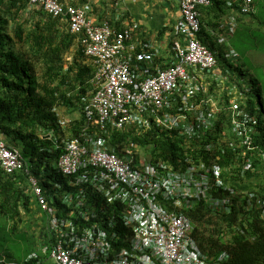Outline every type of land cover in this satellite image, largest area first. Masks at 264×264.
Returning <instances> with one entry per match:
<instances>
[{
  "label": "clouds",
  "instance_id": "obj_1",
  "mask_svg": "<svg viewBox=\"0 0 264 264\" xmlns=\"http://www.w3.org/2000/svg\"><path fill=\"white\" fill-rule=\"evenodd\" d=\"M58 1L65 12L69 8L81 9L94 25L100 27L106 24L97 25L84 9ZM209 1L210 5L198 8L200 30L196 40L215 56L218 73L202 71L199 67L188 68L189 87L196 92L192 97L185 91L167 93L170 99L166 106L169 108L164 106L160 118L164 119L165 114L187 117L178 129L170 130L157 123L148 105L141 112L131 104H125L121 112L108 110L101 95L105 83L97 77L101 66L86 54L83 37L72 33L70 16L66 13L54 16L43 6L31 5L28 0L29 12L40 9L48 18L67 24L69 33L77 38V48L82 50L87 63L93 68V76L85 89L87 93L80 96L76 103L82 111H71L64 106L53 110L63 131L42 137L51 140L55 149L53 153H58L56 160L51 161L54 168L51 167L49 176H42L45 188L40 184V177L31 173L21 150L7 142L0 131V149L3 147L9 153L19 154L23 164L21 169L12 172L0 164V170L7 176L23 174L27 177L25 183L18 182L16 186L23 194L32 196L37 206L48 214L49 234L54 238L50 245L39 244L36 252H31L20 262L9 259L1 251L0 264H47L49 261L64 264L63 259L65 264H227L231 259L228 248L212 254L204 252L194 236L198 225L189 213L204 203L212 216L227 217L235 210L243 211L242 217L246 214L248 220L245 222L247 228L255 226L257 221L264 226V158H256L262 154L253 140L257 120L243 107L246 94L252 97L248 86L251 78L239 74L240 70L246 71V67L237 63L239 54L233 48H227L218 56L201 41L200 10L214 4L221 9V2ZM227 7L235 15L230 16V22L222 30L225 33L221 39L223 45L236 33L239 23L236 15H253L254 0L249 12H244L245 0L229 2ZM180 13L181 22L175 29L178 39L172 46L173 62L165 68L155 65L157 51L154 46L144 43L136 49L130 44L133 28L118 31L107 23L116 35L131 31V40L123 43L126 47L123 54H131L134 58L131 64L138 66L139 76L136 73L138 77L134 76L138 94L142 93L145 81L157 79L161 73L178 64V48L185 47L187 39L179 29L183 22L181 7ZM141 54L151 55L152 60L138 62L137 56ZM66 65L65 69H68ZM60 111L67 116L77 113L79 118L64 119ZM81 120L83 123L77 137L71 136L70 128ZM116 134L130 137L113 145L111 137ZM174 134L184 138L192 152L195 151L191 148L193 144L196 149L204 148L212 159L205 162L195 160L186 152L184 156L179 155L175 162L162 159L155 162L149 146L151 143L144 148L139 141L152 140L154 135ZM230 156L233 157L231 163L223 167L220 163ZM48 158L42 166L48 165ZM246 179L249 180L247 184L244 183ZM253 179L259 184L255 186L251 181ZM141 211L145 213L141 215ZM53 212H60L62 218L53 216ZM28 219L34 223L30 216ZM25 221L28 220L25 218ZM17 227L27 230L24 225ZM35 231L34 224L31 234ZM146 231L157 235L150 242L151 247L145 240ZM240 231L246 241L255 240L250 232ZM172 233L181 237L183 249L180 260L167 263L163 253L160 257L156 255L154 246L159 239ZM221 236L229 245L231 235L222 233Z\"/></svg>",
  "mask_w": 264,
  "mask_h": 264
},
{
  "label": "trees",
  "instance_id": "obj_2",
  "mask_svg": "<svg viewBox=\"0 0 264 264\" xmlns=\"http://www.w3.org/2000/svg\"><path fill=\"white\" fill-rule=\"evenodd\" d=\"M29 10L28 0H0V131L21 150L31 173L40 177V184L45 188L42 176H49L51 167L54 168L51 161L56 160L58 153H53L52 141L42 137L63 131L53 111L55 108L64 106L71 111H82L76 103L87 93L85 89L90 85L93 68L77 48V38L69 33L66 23L48 18L40 9ZM68 56L72 57L70 62L66 60ZM33 59L46 66L43 82L35 72ZM66 64L68 69H65ZM239 74L251 78L248 86L252 97L244 93L243 107L257 120L253 140L262 154L256 158H264V90L259 81L250 76L248 68L240 70ZM75 90L79 92L69 96ZM82 123L83 120L72 125L71 136L77 137ZM128 137L116 134L111 142L117 145ZM132 139L138 142L136 137ZM151 139L139 141L144 148L150 146L155 162L159 159L175 162L186 152L195 160L212 159L204 148L196 149L193 144L191 148L195 151L192 152L184 138L176 134L154 135ZM46 158L48 165L42 166ZM232 158L220 164L228 166ZM26 178L23 174L7 176L0 170V251L17 262L36 252L39 244L45 246L54 242L49 234L48 214L37 206L32 196L23 194L16 186L18 182L25 183ZM242 214L243 211L235 210L231 216H212L203 203L189 216L198 225L194 236L204 252L212 254L228 248L231 259L227 264H264V226L257 221L255 226L247 228L246 214L244 218ZM24 215L30 216L34 223L25 221ZM53 216L62 218L60 212H53ZM19 224H24L27 230L18 229ZM34 224L36 231L31 234ZM240 229L250 232L255 240L246 241ZM222 233L231 235L229 245L223 241Z\"/></svg>",
  "mask_w": 264,
  "mask_h": 264
},
{
  "label": "built area",
  "instance_id": "obj_3",
  "mask_svg": "<svg viewBox=\"0 0 264 264\" xmlns=\"http://www.w3.org/2000/svg\"><path fill=\"white\" fill-rule=\"evenodd\" d=\"M178 1L183 16V22L179 29L187 38L185 47L178 48V64L174 68L172 67L161 73L157 79L145 81L142 85V93L138 94L135 79L139 76L138 66L134 67L131 64L134 60L131 54H123L126 49L123 43L131 40V31L116 35L107 23L100 27L94 25L92 21L87 19L81 9L69 8L65 12L58 0H29L31 5H41L54 16H60L64 13L70 16L72 33L83 37L82 44L86 54L96 59V63L101 66L97 77L98 80L105 83L101 95L103 96L102 102L108 110H112L114 113L121 112L125 104H131L141 112L148 105L151 107L153 115L156 116L157 123L167 126L170 130L178 129L187 117L183 114L174 117L165 114L164 119L160 118L164 106L169 108V106H166L169 103L168 99H170L167 93L185 91L186 94H191L192 97L196 92L189 87L188 68L199 67L202 71L213 70L215 74L218 73V62L215 56L196 40V35L200 30L198 8L210 5V1ZM251 4L252 0H245L244 12L250 11ZM131 50H134V48ZM151 60V55L141 54L137 56L138 62H150ZM0 164L9 172L21 169L23 166L19 154L9 153L3 147L0 149ZM144 213L145 211H141V215ZM156 236L154 232H145V240L149 242V247H151L150 242ZM164 240L167 241V244ZM154 249L158 257L162 253L164 254L167 263L172 260H180L183 249L181 237L172 233L169 237L159 239ZM63 262L65 264L64 259ZM70 264L76 263L70 262Z\"/></svg>",
  "mask_w": 264,
  "mask_h": 264
},
{
  "label": "crops",
  "instance_id": "obj_4",
  "mask_svg": "<svg viewBox=\"0 0 264 264\" xmlns=\"http://www.w3.org/2000/svg\"><path fill=\"white\" fill-rule=\"evenodd\" d=\"M214 1V0H213ZM221 2L200 10L202 22L201 41L218 56L227 50L222 45V31L235 15L227 7L236 0H215ZM69 5L85 10L97 25L109 23L118 31L133 28L130 43L136 49L150 44L157 51L155 65L165 68L173 62V43L178 39L175 29L181 22L180 6L177 0H63Z\"/></svg>",
  "mask_w": 264,
  "mask_h": 264
},
{
  "label": "rangeland",
  "instance_id": "obj_5",
  "mask_svg": "<svg viewBox=\"0 0 264 264\" xmlns=\"http://www.w3.org/2000/svg\"><path fill=\"white\" fill-rule=\"evenodd\" d=\"M236 18L239 21L236 33L222 46L224 48H233L239 54L237 63L248 68L250 76L257 79L264 90V0H254L253 15L244 16L237 14ZM71 58L70 56L66 60L70 62ZM232 63L235 64L234 62ZM32 64L35 72L39 75L40 81L43 82V73H45L46 66L36 61V59L32 60ZM60 116L67 120L79 118L77 113L67 116L64 111H60ZM6 141L10 142V139L7 138ZM251 181L255 186L259 184L254 179ZM244 183H249V180L246 179ZM25 218L29 221V216H25ZM23 225L19 224L18 226ZM47 264H52V262L49 261Z\"/></svg>",
  "mask_w": 264,
  "mask_h": 264
}]
</instances>
